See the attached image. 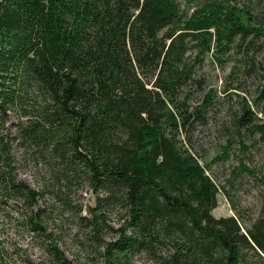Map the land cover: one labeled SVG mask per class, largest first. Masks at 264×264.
Instances as JSON below:
<instances>
[{
  "label": "trees",
  "instance_id": "1",
  "mask_svg": "<svg viewBox=\"0 0 264 264\" xmlns=\"http://www.w3.org/2000/svg\"><path fill=\"white\" fill-rule=\"evenodd\" d=\"M263 53L264 0H0V203L19 206L49 258L22 264H74L54 218L79 226L80 264H264V209L251 225L236 209L215 217L210 175L239 139L229 178L257 176ZM209 65L229 69L221 89ZM226 101L233 135L207 163L194 136ZM20 160L44 169L38 189Z\"/></svg>",
  "mask_w": 264,
  "mask_h": 264
},
{
  "label": "rangeland",
  "instance_id": "2",
  "mask_svg": "<svg viewBox=\"0 0 264 264\" xmlns=\"http://www.w3.org/2000/svg\"><path fill=\"white\" fill-rule=\"evenodd\" d=\"M206 71L211 78V84L221 89L222 79L229 69L222 70L219 66L209 65ZM249 84L250 88L245 95L252 101L258 91L259 83L257 80L251 79ZM230 111V105L226 101L219 109L218 117L212 118L209 126L201 129V132L194 136L195 148L192 151L199 155L202 161L209 163L216 156H220L222 154L221 147L233 135ZM223 122L226 123L225 126L222 125ZM243 137L248 140L245 134ZM231 153L230 160L214 164L210 173L220 191L219 204L213 214L218 218L234 216L237 215L236 209L247 220L246 223L251 225L264 209V182L261 181L264 179V159L260 152L254 151L253 159L247 161L250 168L256 169V178L247 174L229 178L232 169L239 165L240 160H245V156L239 149V139L235 140ZM17 154L20 159L21 153ZM43 172L42 166H36L28 161L22 160L19 164L18 173L21 180L34 189H38V180ZM80 196L84 206L83 212L86 213L89 206L95 205V196L88 188L80 193ZM38 205L41 206L42 202H39ZM18 207L14 202H10L7 206L0 203V245L4 249H9L8 263L22 264L26 258L32 259L36 263L47 262L49 258L44 253L43 241L38 238L37 234H29L27 227L20 223L24 214L18 211ZM113 226L118 228L117 224H113ZM47 229L55 237L56 243L65 255L74 264H80L78 258L80 259L82 254H80L77 239H81L79 234L81 230L75 219L54 218L48 223ZM108 237L112 238L113 234ZM16 250L20 253L15 254ZM98 263L101 264V262Z\"/></svg>",
  "mask_w": 264,
  "mask_h": 264
}]
</instances>
